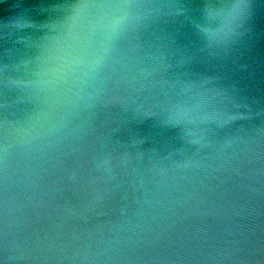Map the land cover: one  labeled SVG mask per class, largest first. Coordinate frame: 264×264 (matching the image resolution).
I'll return each instance as SVG.
<instances>
[{"label":"water","instance_id":"obj_1","mask_svg":"<svg viewBox=\"0 0 264 264\" xmlns=\"http://www.w3.org/2000/svg\"><path fill=\"white\" fill-rule=\"evenodd\" d=\"M0 264H264V0H0Z\"/></svg>","mask_w":264,"mask_h":264}]
</instances>
